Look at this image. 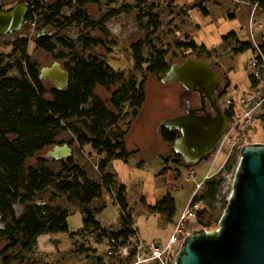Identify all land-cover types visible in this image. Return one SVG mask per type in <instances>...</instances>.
<instances>
[{"label": "rangeland", "instance_id": "1", "mask_svg": "<svg viewBox=\"0 0 264 264\" xmlns=\"http://www.w3.org/2000/svg\"><path fill=\"white\" fill-rule=\"evenodd\" d=\"M71 1L72 7L68 5ZM200 2L206 7L208 13H205L199 5ZM20 3L28 6L30 3L34 10V17L26 20L17 32L0 36V56L4 58L5 63L20 59V45L24 38H27L29 40L27 52L39 68L49 66L55 60L60 61L63 67L67 64L74 66V58L90 54V50H82L79 41L82 36H85L104 40L103 45L92 49L93 54L106 60L115 72L124 73L125 79L141 80L146 77V101L136 116L133 115L134 109L130 103L125 102L121 107L115 108L110 102L112 94L119 88L120 83L111 86L100 85L95 91L106 106L118 116L117 127L105 125L103 128L106 132L115 128L126 131L127 148L133 152L128 161L112 159L109 168L103 171L115 174L114 191L116 192H109L104 188L103 196L93 200L89 205L96 211V217L102 226L114 232L122 228L120 207L115 201L117 189L122 183L126 185L130 208L127 213H130L132 217L134 228L147 241L168 242L177 229L181 214L193 198L192 196H201L204 192V187L198 188L190 175L194 170L200 178L213 172L214 177L222 179L212 205H207L204 200L199 203V208L209 207L211 210V218L205 220L208 221L206 229H217L225 211L226 201L232 193L231 183L241 160V153L239 149L230 152L232 147L226 140L224 153L219 155L211 153L197 164L188 163L183 157L178 156L174 144L165 141L159 133L158 125L162 119L171 115L175 108L183 109L194 94L180 83H164L162 80L164 75L150 74L146 67L153 53L159 51L165 52V59L170 64L184 62L188 58H206L223 74L225 81H230L231 86L248 88L251 80L247 62L252 55V49L237 54L235 41L232 39L224 41V36L230 32H236L240 40H249L247 24L248 17L252 13L249 1L98 0V4H86L81 8L92 21L99 22L104 19L102 24L104 30H100L99 25L96 28H88L72 23L59 34L56 33L57 29L54 25L45 24V18L43 14H40L43 9L40 8L39 11L35 9L41 5L45 7V12L60 9V18H64L72 15L75 9L79 8L76 0H0V6L4 8H11ZM124 4L136 7L131 12L119 11L116 15L107 16L113 10H121ZM147 11L159 17L161 21L159 29L155 30L149 21L150 17L144 15ZM255 16L257 20L264 23L263 11H258ZM45 34L51 36V41L56 43L53 52L39 47L36 43V40ZM58 36L64 37L74 47L63 46L57 41ZM191 38L199 46L205 45L208 50H212V55L208 56L206 53L192 51L182 46ZM140 41L145 62L138 68L134 57V44ZM216 46L218 47L215 48ZM8 75L19 76V72L13 68ZM46 86L50 89L53 84L47 80ZM46 97L51 99V93H47ZM197 100L198 97H195L194 102ZM223 101L224 98L222 110L225 108ZM261 116L262 118L256 120L257 127L252 138L255 142H264V111ZM71 122L77 127L86 128L83 119L74 118ZM57 140L68 143L72 147V157L75 162L85 169L90 178L103 183V172L99 163L106 156L105 153L93 150L88 145L81 146L70 128L61 130ZM48 149L36 153L27 161V166H37V158L45 157L48 159V167L56 172L60 171L62 168L60 160L47 157ZM229 163L230 167H228ZM168 193L174 196L177 206L176 214L171 221L160 213H151L145 205V203L155 205ZM37 200H44L51 206L68 210L70 232L43 234L38 239L37 247L27 251L20 243H14L11 237L17 238L14 235L17 233L11 230L12 220L5 219L0 211V264H104L100 232L92 229L83 231L84 213L79 203L69 202L66 195L54 197L49 192L41 193ZM14 207L17 216H21L24 206L17 203ZM191 223H195L191 231L202 229L196 218L186 222L184 228ZM71 233L75 235L71 236ZM185 234L184 232L183 235Z\"/></svg>", "mask_w": 264, "mask_h": 264}, {"label": "trees", "instance_id": "2", "mask_svg": "<svg viewBox=\"0 0 264 264\" xmlns=\"http://www.w3.org/2000/svg\"><path fill=\"white\" fill-rule=\"evenodd\" d=\"M248 1L258 2L264 6V0ZM76 2L79 8H76L72 15L64 18H60V9L45 12V7L41 5L35 10L43 9L40 14H43L45 24L54 25L57 34L72 23L88 28H96L99 25L100 30H104L102 27L104 19L99 22L92 21L81 8L86 4H98V0H76ZM68 5L72 7V1ZM199 5L205 13H208L202 2ZM29 7L26 20L34 17V10L30 3ZM135 7L131 4H124L121 10H113L107 16L116 15L119 11L131 12ZM12 8L0 6V10L4 11ZM144 15L150 17L149 21L155 30L160 28L161 21L156 14L147 11ZM51 39V36L45 34L40 36L36 43L39 47L53 52L56 43ZM229 39L237 44L235 49L237 54L252 49L251 42L240 40L236 32H230L224 36V41ZM57 41L63 46L74 47L64 37L58 36ZM79 41L82 50H90V54L74 58V66L66 65L65 68L70 70L71 79L69 85L62 90L54 87L49 89L46 86L47 80L40 77L41 68L32 61L27 52L29 46L27 38H24L20 45L19 60L5 63L4 58L0 56V211L5 219L12 220L11 230L17 233L14 234L17 238L11 237L14 243H20L27 251H32L37 247L38 239L43 234L70 232L68 225L70 212L48 203L38 204L37 201H44L37 200L41 193L49 192L54 197L66 195L69 202L79 203L84 213L83 231L88 229L99 231L100 244H103V239L107 235L127 238L138 232L134 228L130 213H127L130 208L126 185L122 183L119 185L115 197L121 212V230L114 232L103 227L96 217V211L92 210L89 205L93 200L103 196L104 188L109 192H116L114 191L115 174L103 172L109 168L111 160L118 158L128 161L133 153L127 148L126 131L115 128L106 132L103 128L105 125L117 127L118 116L96 94V88L100 85L111 86L120 83L119 88L112 94L110 102L115 108L121 107L125 102L130 103L134 109L133 115L136 116L146 101V77L141 80L125 79L124 73L115 72L106 60L94 55L92 49L104 44L102 38L82 36ZM141 44V41L134 44V57L138 68L142 67L145 62ZM182 46L192 51L206 53L208 56L212 55V50H208L205 45L199 46L193 38L183 43ZM165 57L166 54L163 51L153 53L146 67L147 72L159 76L165 75L171 67ZM13 68L17 69L19 76L8 75ZM47 93H51V99L46 97ZM74 118L83 119L86 128L77 127L72 123L71 120ZM66 128H70L75 133L81 146L88 145L91 149L106 154L99 163L103 172V183L90 178L85 169L76 163L72 156L60 160L62 168L58 172L47 166L48 159L45 157L37 158V166H27V161L39 151L62 144L57 137L60 131ZM161 135L165 141L173 145L179 133L167 129ZM221 183L222 179L217 177L207 180L203 194L195 196L194 202L200 203L204 200L207 205H212ZM17 203L24 206L21 216H17L14 207ZM145 205L151 213H160L170 221L173 220L177 210L176 199L171 193L166 194L155 205L148 203ZM227 205L228 201H226L225 208ZM210 215L209 207L199 208L197 223L199 222L201 227L206 229L208 221L205 220L209 219ZM194 225L195 223L188 224L184 232L187 234L188 231L193 230ZM74 235L75 233H71V236ZM103 262L106 264L104 259Z\"/></svg>", "mask_w": 264, "mask_h": 264}, {"label": "water", "instance_id": "3", "mask_svg": "<svg viewBox=\"0 0 264 264\" xmlns=\"http://www.w3.org/2000/svg\"><path fill=\"white\" fill-rule=\"evenodd\" d=\"M29 6L20 3L11 10H0V36L20 30ZM40 77L58 90L65 89L71 79L70 70L55 60L40 69ZM164 83H182L208 100L214 115H199L192 103L187 113L168 118L162 126L180 130L174 149L191 164H197L216 148L228 127L227 116L218 104L221 73L206 58H188L175 62L162 78ZM160 131V130H159ZM46 156L63 160L72 156L68 143L56 144ZM176 264H264V142H252L241 149L228 205L219 227L188 232L176 256Z\"/></svg>", "mask_w": 264, "mask_h": 264}, {"label": "built area", "instance_id": "4", "mask_svg": "<svg viewBox=\"0 0 264 264\" xmlns=\"http://www.w3.org/2000/svg\"><path fill=\"white\" fill-rule=\"evenodd\" d=\"M249 4L252 6V13L248 17L247 32L252 44V55L248 59L247 68L251 81L246 89H241L237 85L231 86V83L226 88L223 111L227 116L228 127L212 152L218 155L225 152L226 140L231 144L230 152L239 149L240 153L244 146L255 142L252 138L257 127L256 120L262 118L264 111V23L255 16L258 11L264 12V6L258 2H249ZM190 175L198 188H203L205 182L213 178L215 173L209 172L200 178L197 172L192 170ZM231 184L233 185V182ZM192 197L181 214L177 229L166 243L157 240L147 241L139 232L127 238L105 236L100 247L106 264H176V256L184 240V238L182 240L184 224L197 219L199 203L194 202L195 196ZM37 203L44 205L47 202L37 201Z\"/></svg>", "mask_w": 264, "mask_h": 264}, {"label": "flooded vegetation", "instance_id": "5", "mask_svg": "<svg viewBox=\"0 0 264 264\" xmlns=\"http://www.w3.org/2000/svg\"><path fill=\"white\" fill-rule=\"evenodd\" d=\"M215 68V67H214ZM216 69V68H215ZM217 70V69H216ZM218 71V70H217ZM175 83H179V82H175ZM180 84H182V83H180ZM230 84V81L228 80V82L227 81H225V78H224V76H223V74H221V87H220V91L217 93V97H218V104L220 105V107H221V105H222V99L224 98V96H225V93H226V88H227V86ZM183 85V84H182ZM184 86V85H183ZM185 87V86H184ZM187 89V88H186ZM191 93H193L194 95L191 97V99H189L187 102H186V106L183 108V109H178V108H175L174 109V112L171 114V115H169V116H166L164 119H162L161 120V122L159 123V125H158V130H160L159 131V133H161L162 134V132L164 131V130H175V131H177L178 133H179V136H181V132H180V130H177V129H174V128H171V129H169V128H167V127H165V126H162L161 124H162V122L165 120V119H168V118H175V117H178V116H180V115H183V114H186L188 111H187V109H188V103L189 102H191L192 103V107L193 108H195L196 109V113L197 114H199V115H204L205 113H211V114H215L214 113V111H213V109H212V106H211V104H210V102L206 99V100H202V96H201V94L198 92V91H196V90H189ZM196 95V96H195ZM195 97H198V100H197V102H194V98ZM222 108V107H221ZM224 112V111H223ZM178 136V137H179ZM176 152V151H175ZM177 153V152H176ZM177 154H179L181 157H183L184 158V156L182 155V154H180V153H177ZM209 156V155H208ZM208 156H206V157H208ZM184 160H185V158H184ZM186 161V160H185ZM187 162V161H186Z\"/></svg>", "mask_w": 264, "mask_h": 264}, {"label": "crops", "instance_id": "6", "mask_svg": "<svg viewBox=\"0 0 264 264\" xmlns=\"http://www.w3.org/2000/svg\"><path fill=\"white\" fill-rule=\"evenodd\" d=\"M263 32H264V28H263ZM218 46H216L215 48H217Z\"/></svg>", "mask_w": 264, "mask_h": 264}]
</instances>
